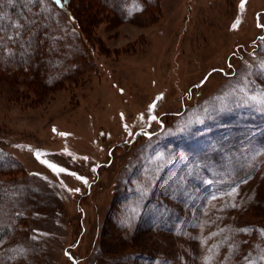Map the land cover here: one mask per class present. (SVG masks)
Listing matches in <instances>:
<instances>
[{
  "label": "rangeland",
  "instance_id": "1",
  "mask_svg": "<svg viewBox=\"0 0 264 264\" xmlns=\"http://www.w3.org/2000/svg\"><path fill=\"white\" fill-rule=\"evenodd\" d=\"M70 1L0 51L4 264H264V0Z\"/></svg>",
  "mask_w": 264,
  "mask_h": 264
},
{
  "label": "trees",
  "instance_id": "2",
  "mask_svg": "<svg viewBox=\"0 0 264 264\" xmlns=\"http://www.w3.org/2000/svg\"><path fill=\"white\" fill-rule=\"evenodd\" d=\"M97 1L98 3L101 1L105 3L110 2V0ZM85 3L83 2L80 7L82 8ZM44 6L58 9L64 15L69 16L70 21L76 22L77 18L72 14V10L70 9V0H61L59 4L55 3V0H44ZM52 18L51 13L44 12V7H41L39 2L28 3V0H14L12 4H9L8 0H0V23L3 22V25H5L0 32V36L2 37L0 41L3 40V44L0 43V51L3 47L14 49L16 46L15 54L12 55L13 58H25L31 55L37 42L50 40V35H48V30H46L47 25L42 23L46 22L48 24ZM33 20H37L38 22L34 26H31ZM78 27L80 36H90L85 33L86 31L80 27L79 23ZM43 31L45 34L42 33ZM9 34L12 35L10 40L7 38ZM14 37H24L25 39L22 42L17 41L16 43L14 42ZM17 60L20 61V59ZM144 132L143 130L140 133L145 134L146 132ZM5 187L4 184L0 183V239L7 233L9 227L13 226V220L16 218L14 216L13 202L8 194L9 190ZM0 264H4L2 255H0Z\"/></svg>",
  "mask_w": 264,
  "mask_h": 264
},
{
  "label": "snow or ice",
  "instance_id": "3",
  "mask_svg": "<svg viewBox=\"0 0 264 264\" xmlns=\"http://www.w3.org/2000/svg\"><path fill=\"white\" fill-rule=\"evenodd\" d=\"M14 2V0H8L9 4H12ZM34 0H28V3H33ZM39 3L43 4L44 0H39ZM55 3L59 4L61 3V0H55ZM243 6V4H241V7ZM151 107V106H150ZM50 167H53L55 169L56 166L54 165H49ZM60 171H64V169H60ZM240 231H247V229H241ZM261 234H264V230H260ZM261 259H264V256H261Z\"/></svg>",
  "mask_w": 264,
  "mask_h": 264
}]
</instances>
